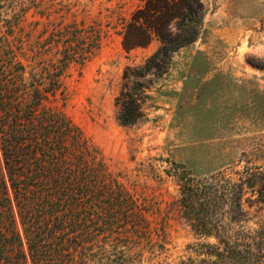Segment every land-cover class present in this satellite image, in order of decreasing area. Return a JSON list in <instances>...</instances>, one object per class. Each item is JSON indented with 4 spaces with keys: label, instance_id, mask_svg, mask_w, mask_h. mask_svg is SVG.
<instances>
[{
    "label": "rangeland",
    "instance_id": "obj_1",
    "mask_svg": "<svg viewBox=\"0 0 264 264\" xmlns=\"http://www.w3.org/2000/svg\"><path fill=\"white\" fill-rule=\"evenodd\" d=\"M144 1L0 0V264H35L34 242L37 264H224L183 214L188 174L240 185L211 218L264 264V0H202L199 38L140 77L160 40L123 33Z\"/></svg>",
    "mask_w": 264,
    "mask_h": 264
},
{
    "label": "trees",
    "instance_id": "obj_2",
    "mask_svg": "<svg viewBox=\"0 0 264 264\" xmlns=\"http://www.w3.org/2000/svg\"><path fill=\"white\" fill-rule=\"evenodd\" d=\"M204 17L205 6L202 0H145L125 25L123 46L126 50L144 47L154 38L160 40V46L137 70V74L142 77L151 71L157 75L165 73L173 54L199 38ZM144 98L145 84L141 81L133 85L132 92H123L117 98L119 105L117 118L122 125L134 124L143 117ZM55 176L58 178L59 173H55ZM180 182V203L183 214L189 220L192 229L202 236L218 238L224 246H217L216 254L221 256L224 254V264L240 263L243 251L232 243L229 237L221 234L222 224L211 218V215H216L217 208H225L233 199L231 197L235 196L230 194V190L229 193L226 190L239 188L240 185L229 182L227 189L223 184L221 185L220 181L196 179L190 174L182 177ZM17 191L18 189H15V192ZM206 245L210 248L215 247L211 243ZM29 249L35 260L33 262L37 264L42 256L40 244L34 242L29 245ZM188 261H183L182 264H189L190 261Z\"/></svg>",
    "mask_w": 264,
    "mask_h": 264
}]
</instances>
